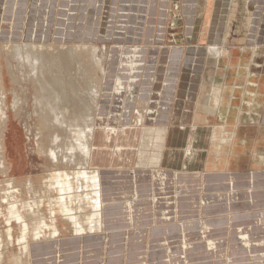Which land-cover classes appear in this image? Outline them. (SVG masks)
<instances>
[{"label": "crops", "instance_id": "1", "mask_svg": "<svg viewBox=\"0 0 264 264\" xmlns=\"http://www.w3.org/2000/svg\"><path fill=\"white\" fill-rule=\"evenodd\" d=\"M104 2L88 0L84 7L85 0H0V19L9 20L6 28L12 30L18 16L23 13L24 17L25 11L26 20L32 11L31 35L37 40L45 36L54 41L59 34L63 39L70 35L81 39L96 34ZM124 6L126 22H116L111 29L113 36H125L131 42L109 48L114 52L109 53L111 61L121 70L104 75L103 84L113 76L114 85L118 77L123 83L119 98L126 99L132 91L139 107L134 106L133 118L121 114L114 120L119 125L111 126L115 132H108V138L99 131L93 142L91 165L99 170L104 228L98 235L67 234L60 240L36 242L32 244L33 263L44 264L41 255L48 252L57 256L55 264H95L108 258V264H121L130 255L137 258L135 264H149L152 259L176 264L181 256L187 264H202L201 260L206 264H264V58L253 61L244 52L264 51V0H125ZM209 47L225 53L218 58L209 54ZM202 50L216 63L217 75L210 80L207 94L213 84H221L226 99L238 100L237 108L224 110L223 120L215 111L208 121L195 122L196 115L202 114L196 108L200 99L193 109L188 106L193 92L183 73L193 60L190 78L192 83L197 81L194 70ZM223 57L224 64L220 62ZM113 85L104 86L99 103V114L107 124L104 99L108 90L113 97ZM248 91L253 96L250 104ZM153 94L169 105L149 109ZM180 98L185 100L183 106L177 104ZM128 104L118 110H129ZM221 127L228 138L212 155L213 130ZM205 142L207 152L200 148ZM140 153L144 164H138ZM198 210L207 213L206 220L201 219L198 230L185 229L197 226L184 220ZM169 223L179 232L176 236L168 235ZM153 228L159 229L154 231L160 233L159 238L151 237ZM178 238L181 244L161 252L136 255L130 249L133 244ZM200 240L205 245L198 249L194 243ZM207 242L213 246L209 248ZM128 248L130 252L125 251ZM69 256L78 260H67Z\"/></svg>", "mask_w": 264, "mask_h": 264}, {"label": "bare ground", "instance_id": "2", "mask_svg": "<svg viewBox=\"0 0 264 264\" xmlns=\"http://www.w3.org/2000/svg\"><path fill=\"white\" fill-rule=\"evenodd\" d=\"M10 33L12 32L10 31ZM11 38L8 36V44L5 42L0 44V149L3 150L2 133L5 121L8 119L7 110L10 107L16 112L24 105H29V101H31L33 110L31 111L35 115V119L40 122L35 137H44L45 139V141L38 143L37 150L45 154L55 164L61 161L65 162V164H70L75 157L78 158L76 154L79 153L80 157H82L81 159L79 157V166L84 169L82 173H79L80 176L76 177L77 185L71 181L72 175H69L66 171L67 174L58 171L53 172L47 179L41 182L35 181V184L31 180L32 177L25 178V180L21 179L22 181L20 182L16 179L8 181V187L13 190L15 188L16 195L21 191L20 186L26 188L25 190L28 191V194L29 191L35 189V193H33L35 194V201L27 202V199L23 200L18 195L17 197L11 194L14 192L13 190L8 192L10 194L8 197L3 198V202L6 203V217L4 218L7 224V245L13 242L12 224H14L16 225L14 228L18 227L15 242L20 250L19 254L26 257L27 264H32L31 246L33 243L59 240L61 235H64L59 220L68 223L75 237L83 238L85 236L83 234L98 235L103 230L101 213L103 200L101 199L99 170L93 169L91 165L92 154L95 151L93 142L99 130H103L106 138H108V132L114 133L115 131L109 124L104 123L102 116L99 114L102 107L101 104L99 107L102 89L95 69L100 68L103 72L105 70L103 61L108 56L111 60L113 54H109L112 53L109 51L110 49L106 53L104 48H102V55L99 56L94 50L96 47H92L93 49L90 50L88 55L89 58H84L81 56L80 51L76 50L75 45H57L44 41L35 43L34 39L33 41L17 43L13 42ZM207 49L209 54L218 58L225 53V50L219 49V47H209ZM2 52L5 56L6 71L12 85L10 88L11 103L9 106L5 87L6 78L4 77V68L1 62ZM244 52L248 53L249 58L253 61L264 58V51L247 50ZM225 59L226 57H223L220 62L223 63ZM252 74L253 70L248 68V75ZM24 83L30 84L32 93L28 92V87ZM220 85L213 84L209 94L198 101L196 108L198 110L217 111L219 114L218 119L223 120L224 110L237 108L238 100H236L237 98L226 99L224 97V85ZM122 88L121 79L116 77L112 87L113 97L119 95L121 90H123ZM131 88L132 86H129L128 90ZM127 95H130L132 101H135V95L131 91L126 94V99L122 100L124 106L132 102L127 98ZM248 97L247 102L250 104V101H253L252 92L248 91ZM135 102L133 103L139 107V100L136 99ZM165 102L166 100L158 102L159 110L169 105L168 102ZM206 115H196L195 122L199 120L208 121L211 117L210 114ZM141 119L139 115L137 119L140 121L139 123H141ZM145 160L144 156H140L138 164H144ZM0 169L3 173L9 170L2 157H0ZM82 187L85 190L83 194ZM43 190L46 191L47 195L41 194ZM49 190L56 192L55 200H53L54 196L50 198ZM80 190L81 192H79ZM0 196L3 197L2 195ZM45 202L48 205L46 213L41 209ZM1 207L3 208V205ZM207 246L210 248L213 244L207 243ZM0 254L2 255V253ZM20 255L18 253L12 255V261L19 263L18 261L22 260Z\"/></svg>", "mask_w": 264, "mask_h": 264}, {"label": "rangeland", "instance_id": "3", "mask_svg": "<svg viewBox=\"0 0 264 264\" xmlns=\"http://www.w3.org/2000/svg\"><path fill=\"white\" fill-rule=\"evenodd\" d=\"M87 2H88V0H85V3L83 4L84 7H86ZM124 2H125V0H105L104 9L101 12V14H99V20L97 21L99 28H97L96 34H94L93 36H91L90 34H89L90 36L89 35H87V36L84 35L82 37L80 36L81 39H78L79 38L78 35H70L69 38L63 39L62 38L63 36L61 35L59 37V35H60L59 34L58 36L54 37V41H48L47 39H45V36L44 37L42 36L41 38L39 37V40H37L38 38L35 37V35H33V36L31 35L34 24H35V15H31L32 11L29 14V16H27V18H25L26 20H24L25 11H24V17H22L23 13L20 16H18V18H17L18 20H16V25L12 30L9 28H6L7 25L9 26V20L7 21V20H1L0 19V24L3 26L2 28L0 26V30L5 31V33L1 31L0 44L2 42H5L6 44H8V42H9L8 36H10V38L12 37L11 38L12 41L17 42V43H19V42L22 43L23 41H25V42L33 41V39H34L35 43H40V42L44 41L46 43L57 44V45H67V46L75 45L76 50L80 51L81 56L84 58L88 57L90 50L93 49L92 47H96L94 49L96 51V54L101 56L102 55V50H101L102 48H104V51L107 53L110 51L109 48L116 43H120V42L126 43L127 42V44H128L129 42H131V41L125 40V38H126L125 36H113V34H112L113 29H111V26L114 25L116 22L117 23L120 22L119 24L126 22V18H124V14L126 13V10H124V7H125ZM118 8H119V11H117ZM82 16H84L83 13H82ZM107 26H109L110 28H107ZM152 26H153V24H152ZM10 30L12 33H10ZM98 30H99V33H98ZM22 31H23V33H21ZM9 33L12 35H10ZM112 53H114V52H112ZM188 59H190V57ZM111 60H110V58H108L107 60L103 61V65L105 66L104 67L105 70L103 72H102V70H100V68L95 69V73H96V76L100 82L101 89H103L104 86L109 88L110 86L113 85V82H112L113 76L109 77L111 81H107L106 84H103L104 75H106V74L108 76L114 75L113 73L115 72V69H116V66L114 63H116V61H111ZM197 61H198V68L194 70V73H197V76H198L196 82L192 83L191 78H190V76L193 73V67H192V63H194L193 60L190 62V65H189V61H188L189 66L187 68H185L184 73H183V75H185L184 78H185L186 82H189L186 84L187 85L189 84L190 91L193 92V97L188 99L189 100L188 106L191 109L194 108L195 102H197L198 99H201L202 96L207 95V93L209 91L208 89L210 88V85H211L210 80H213V78L216 77L215 75H217L216 74L215 59L213 57L207 55V53L204 50L199 52V59ZM1 62L3 64V68H4V77L6 78L5 79L6 80L5 87L7 89V101H8V106H9V104L11 103L10 88L12 87V85L10 82V77L6 71V64H5L6 62H5V56H4L3 52L1 55ZM120 70H121L120 68H117L116 73L120 72ZM109 78H108V80H109ZM203 82H204L203 90L201 92V86H202ZM24 85L28 87V90H29L28 92L32 93V88L30 87V84L24 83ZM181 85H183V84H181ZM14 90H16V89H14ZM108 91H109L108 95H106L107 98L104 99V101L107 102V107H108L107 109L108 110H106V113H107L106 117H107V122L109 123L110 126H118L119 125V123H116L114 120H117L121 114H123V116L126 118H131L132 116L133 117L135 116L134 113L136 110L134 111V109H133L134 105H135L133 102L136 101V99H137L136 96L134 97L135 101H132V99L129 98L130 101H132L131 104H128L130 106L129 110H118L119 107H121L123 105L122 104V97L119 98L118 95L112 97V95L110 94L111 90H108ZM101 93H102V91H101ZM198 95L200 97H198ZM101 101H102V99H100V102ZM149 101H150V104H149L148 108L156 110L157 104L159 101L158 94L157 95L153 94V97ZM140 102L142 103L143 101H140ZM183 102H185V100L180 98L177 101V104L180 106H183ZM31 106H32L31 101H29V105H27V106L24 105L23 107L19 108L20 110H16V112L9 107V110H7L8 119H7V121H5V126L3 129L4 131L2 133L3 150L0 149V157L3 158L5 165L7 167H9V170H8V172L3 173V171L0 169V184H1V186L4 185L3 187L0 186V195L3 196V197L0 196V214H1L0 215V241L2 242V243L0 242V253H2V255L0 254V256H1L0 264H20V263L21 264H27V260L25 259L26 257H23L19 254L20 250L18 248L17 243L15 242V239L17 236L16 234H18V227L14 228L16 226L14 224H12L13 242L11 244L8 243V245H7V242H8L7 234H6L7 224H6V219L4 218V217H6V215H5L6 203L3 202V200H4L3 198H5L6 196L8 197V195H10L8 192L10 190H13V189H10V187H8V185H7L9 183L8 181H10L11 179H16L18 182H20V181H22L21 179L25 180V178L27 179V178L32 177L31 180H33V183L35 184V181H37V182L44 181L45 179H47L48 176H50L51 173L58 171L61 173L67 172L69 175H72L71 181H73L75 183V185H77L76 184L77 183L76 177H79L80 176L79 173H82L84 170V169L80 168V166H79L80 165V159L82 158V157H80L79 153L76 154V156L78 158L75 157L74 161L70 162V164H68V163L65 164V162H62V161L55 164V163H52L45 156V154H43L37 150L38 149L37 148L38 143H40L41 141L42 142L45 141V139H44V137H41V138L35 137L36 136V130H37L40 122L35 119V115L32 113L33 110L31 108ZM30 112H31V114H30ZM199 112L202 113V114H200L201 116L206 115V114H210V117H211L212 113L215 111L214 110H209V111L199 110ZM206 116H208V115H206ZM151 117H155V116H151ZM120 124H122V123H120ZM99 131L102 132L103 130H99ZM227 134H228L227 130H224L223 127L214 129L212 137H211L210 154L213 155L215 150L219 148V145L221 143H223L226 138H228ZM104 136H105V133H104ZM204 136H205V134H204ZM200 148L207 152L208 142L202 143ZM220 149H222V146ZM140 152H141V149H140ZM140 156H143V155L140 153L139 158H140ZM79 157H80V159H79ZM210 164H212V163H210ZM62 165H63V167H62ZM71 165L73 168L71 167ZM55 166H57V167H55ZM62 168L64 171L62 170ZM67 169L72 173L70 174V172ZM71 169L72 170L74 169V170L72 171ZM78 169H79V172H78ZM74 171H76V172H74ZM21 187L22 186H20L21 191L19 190L20 192L17 193L19 198L21 197V198H23V200L27 199L26 200L27 202L32 201V200L35 201V194H33V193H35V189L33 191H29V194H28V191L25 190L26 188H23V187L21 188ZM83 187H82V194L85 191L84 190L85 187L84 188ZM13 191L14 192L11 194L16 195L15 188ZM1 192H2V194H1ZM79 192H81V190ZM177 192L178 191H176V193ZM20 193H21V196H20ZM41 194L47 195L45 190H43L41 192ZM30 196H31V198H30ZM49 196H50V198H53V196H54L53 200H55L56 192L54 190H49ZM1 203H3V204H1ZM2 205H3V208L1 207ZM41 209H42V211L44 210L43 212H45V213L47 212L46 209H48V205L46 202L43 203V205L41 206ZM206 216H207L206 212H201L199 210L196 211L192 215H187V217H189V218L185 219L184 223H190V222L193 223L194 222L195 224H197V226L191 227V225H188V227H185V229L190 228L191 230H193V229L198 230L199 229L198 226H199L201 219H204V221H205L206 218H204V217H206ZM59 221L61 223L60 226H61L62 230L64 231V233H63L64 236H67V234H71V236H75L72 233V228L68 225L67 222H65V221L63 222V220H59ZM103 228H104V224H103ZM119 228H123V227H119ZM167 228H170V231L168 234L169 236H176L179 233L177 231V229L173 226L172 223L167 224ZM155 230L159 231V229L153 228V233L150 234L151 237H153V239L159 238V236H161L160 233L155 232V234H154ZM166 230L167 229H165V231ZM66 232H67V234H66ZM161 233H162V235L165 234V232H163V231ZM2 235L4 236V238ZM83 235H86V234H83ZM155 236H158V237H155ZM61 238H62V235H61ZM47 241H49V240H47ZM5 243H6V245H5ZM178 244H181V242L179 241V238L177 241L174 239H170L168 242L153 241L150 244H147V243L133 244L130 246V249L135 250L136 255H139V254L141 255V254H144L146 251H149L152 253L161 252L162 249L164 250L165 247L169 246L171 248V247H174ZM194 245L198 246V249H199L201 246L204 247L205 243L202 240H200L199 242H195ZM122 249H123V246L119 247L118 250L122 251ZM130 249L128 248L125 251L130 252ZM66 250H72V249H66ZM73 250H77V248L75 249V247H74ZM78 250H80V249L78 248ZM196 252H198V251H196ZM17 253H18V255H20V259H22V260L21 261L19 260L18 261L19 263H14L12 261L11 257H12V255H16ZM55 257H57V256L54 253L50 254L48 252H45L41 255V258L43 259L42 261H44V260L46 261L44 264H55V263H57V262H55V260H56V259H54ZM71 257H73V256H71ZM181 258L182 259L179 258L176 261V264H179L180 262L182 263V261L185 264H187L188 260L183 256H181ZM33 260H35V256L33 258L32 246H31V263L32 264H34ZM67 260H78V259L70 258V256H69V257H67ZM65 261H66V258L61 259L60 262H65ZM110 261H111V259L108 258V259L102 260L101 263H95V264H108V263H110ZM197 261H198V259H197ZM123 262L128 263V264H135L137 262V258H135V256L130 255L128 260H123L120 263L122 264ZM200 262H202V264H206V260L205 261L201 260ZM149 264H172V262L170 259H167V260L166 259L165 260H154V259H152V260H149Z\"/></svg>", "mask_w": 264, "mask_h": 264}]
</instances>
